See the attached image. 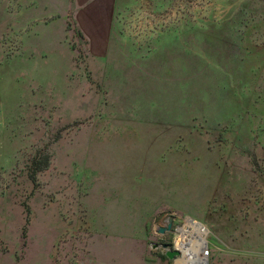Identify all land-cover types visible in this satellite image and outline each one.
<instances>
[{
  "label": "rangeland",
  "instance_id": "obj_1",
  "mask_svg": "<svg viewBox=\"0 0 264 264\" xmlns=\"http://www.w3.org/2000/svg\"><path fill=\"white\" fill-rule=\"evenodd\" d=\"M59 1L0 0V264H264V0Z\"/></svg>",
  "mask_w": 264,
  "mask_h": 264
},
{
  "label": "built area",
  "instance_id": "obj_2",
  "mask_svg": "<svg viewBox=\"0 0 264 264\" xmlns=\"http://www.w3.org/2000/svg\"><path fill=\"white\" fill-rule=\"evenodd\" d=\"M176 230L178 231V237L171 242V249H177V244L181 242L188 243L190 249L191 262L187 264H202L209 257V249L208 242L206 237L207 229L206 227L199 221H196L191 218H186L181 221L179 225H176ZM184 237V238H183ZM180 252V250H179ZM183 255L182 252L179 253L176 258L178 259ZM187 255V254H186Z\"/></svg>",
  "mask_w": 264,
  "mask_h": 264
},
{
  "label": "crops",
  "instance_id": "obj_3",
  "mask_svg": "<svg viewBox=\"0 0 264 264\" xmlns=\"http://www.w3.org/2000/svg\"><path fill=\"white\" fill-rule=\"evenodd\" d=\"M99 1L100 0H98V1L94 0L92 3H88L87 5H101V6L102 5H108V3L105 2V0H102L100 2ZM20 5H36L35 11H36L37 16H38V15H44L45 10L53 11L52 10L54 8L53 6L54 5H60V1L59 0H20ZM26 12H27V14H29V16H28L29 18H27V20L33 19V15H32L33 13H29V11H26ZM85 19L88 21L94 22V23L107 21V18L104 17L103 15H100V14H98V16L88 17ZM165 224L166 223H163L162 225H165Z\"/></svg>",
  "mask_w": 264,
  "mask_h": 264
},
{
  "label": "water",
  "instance_id": "obj_4",
  "mask_svg": "<svg viewBox=\"0 0 264 264\" xmlns=\"http://www.w3.org/2000/svg\"><path fill=\"white\" fill-rule=\"evenodd\" d=\"M172 224H173V217H169L167 219V223L158 228V232H160V233L169 232L172 228ZM161 248L164 250V254L169 259H173L174 257L178 256L180 253L179 250H177V249H171L169 243L161 244Z\"/></svg>",
  "mask_w": 264,
  "mask_h": 264
},
{
  "label": "bare ground",
  "instance_id": "obj_5",
  "mask_svg": "<svg viewBox=\"0 0 264 264\" xmlns=\"http://www.w3.org/2000/svg\"><path fill=\"white\" fill-rule=\"evenodd\" d=\"M177 248L180 250V252L183 253V255L177 259L176 264H187L188 262H191V259L189 258L190 249H189L188 243H185L183 241L180 244H177Z\"/></svg>",
  "mask_w": 264,
  "mask_h": 264
}]
</instances>
